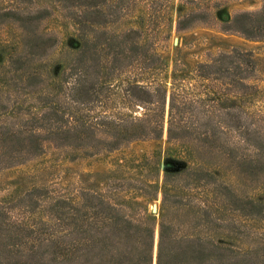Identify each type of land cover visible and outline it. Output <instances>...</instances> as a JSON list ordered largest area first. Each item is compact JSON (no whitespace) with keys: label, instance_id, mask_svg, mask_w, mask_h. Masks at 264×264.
Listing matches in <instances>:
<instances>
[{"label":"trees","instance_id":"1","mask_svg":"<svg viewBox=\"0 0 264 264\" xmlns=\"http://www.w3.org/2000/svg\"><path fill=\"white\" fill-rule=\"evenodd\" d=\"M190 2L196 1L179 0L177 31L211 14L205 6L185 10ZM57 3L80 31L78 52L58 77L66 100L47 109V47L33 32L23 39L25 51L15 54V70H7L15 77V103L1 102V115L15 113V124L0 122V168L40 154L44 142L113 150L163 136L175 145L178 161L195 167L166 168L158 212L144 202H111L89 191L78 204L50 203L46 219L34 216L29 197L36 191L21 198L15 219L0 205V264H264V243L240 251L212 235L225 223L221 204L231 214L264 215L263 201L241 198L219 173L240 187L264 178V112L247 106L258 92L249 82L256 67L251 54L232 48L190 70L175 60L167 84L168 64L152 50L151 33L106 29L114 15L109 0ZM38 14L29 10L24 23L32 26ZM166 15L172 23L171 11ZM220 29L264 39V0ZM115 99L142 111L125 115L111 106ZM151 187L144 197L156 199L158 183Z\"/></svg>","mask_w":264,"mask_h":264},{"label":"rangeland","instance_id":"2","mask_svg":"<svg viewBox=\"0 0 264 264\" xmlns=\"http://www.w3.org/2000/svg\"><path fill=\"white\" fill-rule=\"evenodd\" d=\"M109 1L114 15L113 22L106 29L113 34L131 28L151 33L152 50L159 52L168 64L164 73L167 84L175 60L190 70L232 48L249 52L256 64L249 82L258 88V92L248 99L247 106L250 111L264 112V39H249L220 29L222 22L235 13L258 10L263 0H195L186 3L185 10L205 6L211 14L185 31L176 28L179 0H155L153 4L151 0ZM29 10L39 12L32 26L23 19ZM168 11H171L172 23L166 19ZM78 28L69 13L58 6L57 0H0V104L9 102L12 106L15 103V77H11L7 70H15V54L25 51L23 39L32 36L33 32L43 37L41 48L47 47V109L51 113L58 100H66L65 88L59 84L58 77L78 52ZM65 72L68 71L65 69ZM117 101L113 100L111 106L125 115H139L142 111L141 107L128 108ZM1 112L4 110L0 105L1 123L15 124V113L1 115ZM50 116L53 120L52 114ZM175 153V145L168 143L165 136L134 140L113 150L44 142L40 154L0 168V205L7 207L15 219L21 198L36 191L29 197L37 209L34 216L46 219L44 210L50 203L62 199L78 204L82 201V194L89 191L101 194L111 202H144L149 211L158 212L166 168L195 167L192 162L178 161ZM219 173L234 185V191L241 198L264 202V178L253 185L240 187L231 175ZM156 182L159 187L157 198H145V194L152 190L151 184ZM220 208L225 223L212 235H221L224 242L240 251H249L264 243V215L254 218L231 214L223 204ZM177 213L180 214L179 210Z\"/></svg>","mask_w":264,"mask_h":264}]
</instances>
